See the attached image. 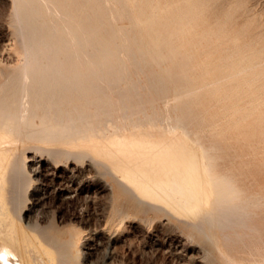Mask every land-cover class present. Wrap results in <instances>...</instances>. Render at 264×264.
I'll return each mask as SVG.
<instances>
[{"label": "bare ground", "instance_id": "1", "mask_svg": "<svg viewBox=\"0 0 264 264\" xmlns=\"http://www.w3.org/2000/svg\"><path fill=\"white\" fill-rule=\"evenodd\" d=\"M90 16L86 2L79 0H14L22 56L17 66L0 75V264H35L39 255L51 250L32 242L30 226L21 224L28 232L22 233L12 220L18 214L9 215L7 208L9 161L14 159V171L22 177L26 168L20 152L26 150L19 151V146L29 142L51 157L92 158L118 172L119 186L150 207L188 217L204 209L198 219L185 221L211 242L217 232L227 241L258 232L264 194L249 190L229 161L228 133L202 108L206 91L224 94L232 86V73L193 86L188 71L191 52L179 50L163 36L152 52L169 57L173 65L157 77L127 84L114 99L105 87L117 82L101 72L112 65L103 62L102 50L92 48L87 35ZM122 47L133 59L143 53L128 43ZM78 58L82 62L72 61ZM168 78L172 98L167 96ZM17 194L15 199L21 200ZM44 242L57 250L51 264H71L75 259L70 240L49 237Z\"/></svg>", "mask_w": 264, "mask_h": 264}, {"label": "rangeland", "instance_id": "2", "mask_svg": "<svg viewBox=\"0 0 264 264\" xmlns=\"http://www.w3.org/2000/svg\"><path fill=\"white\" fill-rule=\"evenodd\" d=\"M79 1L86 2L91 14L87 27L91 47L101 49L103 62L112 65L101 72L117 82L105 87L114 99L127 84L157 77L173 65L169 57L152 52L163 36L179 50L191 52L188 71L193 86L232 73V86L224 94L206 91L202 108L218 129L228 133L229 161L242 173L249 190L264 194V0ZM13 19L14 0H0V75L17 66L22 56ZM127 43L143 53L137 59L125 55L122 45ZM167 84V96L172 98L171 79ZM25 144L30 149L21 144L19 151L26 150L20 158L27 172L18 176L14 159L9 161L7 182L12 173L15 179L6 186L16 190L11 193L6 188L5 196L12 204L6 203L9 215L18 214L12 220L20 231H28L38 248L51 249L38 254L35 264H51L57 254L54 247L44 245L47 242L41 243L49 237L71 241L75 258L71 264H264V207L258 209V232L232 241L217 232L211 242L185 221L198 219L204 209L197 217L196 213L181 217L150 207L119 186L118 172L92 158H55L34 143ZM12 184H19L18 188ZM21 224L30 227L26 231Z\"/></svg>", "mask_w": 264, "mask_h": 264}]
</instances>
